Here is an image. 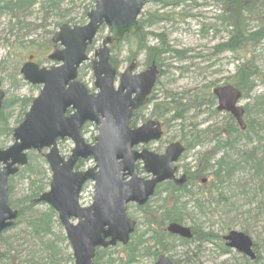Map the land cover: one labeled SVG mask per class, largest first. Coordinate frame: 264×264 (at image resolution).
I'll return each mask as SVG.
<instances>
[{"label":"water","instance_id":"95a60500","mask_svg":"<svg viewBox=\"0 0 264 264\" xmlns=\"http://www.w3.org/2000/svg\"><path fill=\"white\" fill-rule=\"evenodd\" d=\"M147 1L152 0H93L94 7L86 15L85 25H63L52 36L51 42L61 49L48 59L57 66L46 69L27 63L21 67L23 80L41 89L23 121L13 129V144L0 150V234L17 217L7 201L8 179L27 164L29 152L47 150L44 158L51 174L49 190L34 202L49 206L57 214L71 248L73 264H93L97 248L127 245L136 226L126 214L127 205L144 206L157 185L175 178L174 164L184 148L175 142L162 155L145 149L138 153L134 147L159 140L162 132L152 121L134 130L129 128L132 112L144 103L153 88L155 66L152 64L135 75L126 70L115 89L116 73L109 64L108 44L138 31V18ZM101 27L108 29L109 37L94 52L96 60L91 71L97 92L90 94L76 80L77 70L87 61L86 49ZM212 94L216 111L229 114L243 131L244 110L238 105L240 92L226 85L213 89ZM3 98L0 88V110ZM86 124L97 128L92 145L81 136ZM58 140H70L73 144L67 159L59 154ZM87 159L92 160L94 167L75 171L76 163ZM137 162L142 164L148 179L138 176ZM88 181L93 183V199L90 206L83 208L79 195ZM177 182L182 183V179ZM166 231L183 239L191 237L189 229L177 223L168 224ZM223 240L227 248L254 259L252 242L245 234L231 231ZM155 264L173 263L161 254Z\"/></svg>","mask_w":264,"mask_h":264},{"label":"rangeland","instance_id":"374dc122","mask_svg":"<svg viewBox=\"0 0 264 264\" xmlns=\"http://www.w3.org/2000/svg\"><path fill=\"white\" fill-rule=\"evenodd\" d=\"M196 7L190 6L189 8H177L171 12L168 10L160 11L159 4L154 2H148L144 5L139 20H146L148 15H153L157 12L158 15L164 17H173L171 24L166 22L164 24H154L145 29L146 32L164 33L168 46L175 51H187L184 55L186 60L182 62H176L173 55H164L166 60L163 61L161 66L157 68L159 72L157 78V84L153 91V100L147 102L139 112L140 120L136 124H143L149 119L157 121L160 128L164 132L163 138L160 142L149 144L146 148L154 153H163L165 147L172 142H180L184 146L187 142L193 141L195 138L194 131L207 130L206 135L200 136V144L194 146L185 156L183 160L178 163V174H184V171L188 168L193 169L196 166H204L201 161L200 155L208 151H213L216 144L215 132H222L223 127L230 120L225 113H217L216 115H210L212 109L215 110V103L212 106L201 108L203 114H195L193 112L184 115L183 121L169 122L171 114L165 116V120H156L152 116V109L155 103L161 102L163 98L169 93L175 95L187 94L198 95L199 89L209 83H214V87L222 86L225 84V79L231 77L234 74L237 61L235 56L230 52L222 54H216L213 48L226 40L227 32L217 27L218 21L214 18L220 15L222 12H226L227 6L223 1L227 0H195ZM261 0H257L259 2ZM250 1H244L241 4L248 5ZM256 4L253 1L254 6ZM190 5V4H189ZM259 4H256L258 8ZM92 0H78L72 5H61V12L57 15H49L45 19L44 12H41L37 6L27 11V15L22 19L21 25H16L8 15H0V81L2 89L5 93L4 102L11 99H34L37 97L39 87H33L26 84L19 75V69L28 56L40 57L38 60L42 61L44 67L49 68L52 63L46 59L54 47L47 46V41L57 32L61 25L69 26H82L87 23L86 14L93 9ZM230 6V5H229ZM255 7V6H254ZM191 8H194L192 10ZM258 16V15H256ZM252 19V18H251ZM264 22V10L260 14V18L251 21L249 24L254 28L257 23ZM60 24V26H56ZM201 31H206L204 34ZM108 29L102 28L96 35L92 45L88 49V61L82 65L79 71L78 80L84 84L90 91L93 89V77L91 74V65L94 61L93 54L99 49L101 42L108 38ZM110 44V58L115 61V67L118 73H122L128 69L130 62L127 61V44L121 43ZM147 46L156 47V41L151 36L147 37ZM255 56L260 55L256 59V67L259 70V77L255 79V87L250 94V98L247 100L242 99L240 106L243 108L247 105L249 108L248 114H244V121L247 124L253 121L252 126L256 130V124L260 125L258 135L250 136L251 140L246 142L240 140L236 143L235 150L242 152L250 149L255 150V161H261L264 165V114L257 113L256 108L253 107L254 100L257 99L258 103L264 102V42L255 51ZM163 57V56H162ZM45 59L47 61H45ZM152 56L150 54L141 52L137 55L135 65L132 68L133 73H139L145 69L147 62H150ZM182 63V64H181ZM167 65V67H165ZM188 72L180 73L175 70L180 67H188ZM206 67V68H205ZM209 67V68H208ZM213 87V88H214ZM28 108L26 109V111ZM25 111V112H26ZM23 109L19 104L12 105L7 109L5 113L7 115V126L13 130L23 120ZM231 118V117H230ZM232 119V118H231ZM206 120V121H205ZM232 122L235 124L234 119ZM196 124V128H192L190 125ZM223 133V132H222ZM97 135L96 127L92 124L84 126L82 129V136L86 143L92 144L94 138ZM250 135H252L250 133ZM223 142V139H220ZM220 142V143H221ZM12 137L6 136L0 137V149H6L12 145ZM73 145L69 140H63L58 144V150L61 156L67 158L70 155ZM46 150L42 151V155ZM226 153H233V151H226L219 149L214 155L212 161L220 158L221 155ZM35 154V153H30ZM29 155V154H28ZM37 155V154H36ZM35 161V162H34ZM37 173H40L39 180L42 184H46L50 180V172L47 164H43L41 159L32 160ZM84 169L92 167L90 161H84L82 163ZM255 171L245 167L240 169L232 175L227 183H223L220 188L221 191L217 193H211L212 200L210 207L211 213L203 217L198 212H195L192 208V201H188L191 204H187L184 226H200L203 225V231L212 232L217 236H223L228 231H246L251 237L253 243L257 247V253L264 258V195L258 193L256 197H252L257 182L254 178ZM141 177L145 175L140 174ZM203 177V176H202ZM203 179V178H202ZM214 181L211 177L207 178V181L199 187L192 186L189 188L193 193L209 192L212 189ZM10 185V194L8 197V203L13 205L17 201H23L24 196L28 190L27 184L19 177L12 180ZM216 185V182H215ZM49 187H44V192ZM214 189V188H213ZM249 193V194H248ZM220 195H224L229 198L228 202L216 205L215 201ZM206 196H209L208 194ZM93 197L92 183H86L84 185L79 203L82 207H87L91 204ZM165 194L159 193L153 196L148 203L140 208L134 204H130L127 209L128 217L136 222V230L134 236L141 234L147 228L148 216H159L160 209L163 205L162 201ZM203 200V199H202ZM187 201V199H184ZM21 203V202H20ZM218 206V207H217ZM15 207V206H14ZM12 207V208H14ZM42 205H36L32 208V212L43 211ZM231 211V212H229ZM27 218V216H26ZM156 219V218H153ZM54 233L62 234L64 236L63 229L54 225ZM58 236V235H57ZM5 240L0 244V250L11 249L20 258L24 259L29 257L33 253V249L27 242L24 236L18 233L9 232L4 236ZM146 238V236H144ZM67 245L68 242L66 241ZM65 243V244H66ZM65 244H59V248L64 249L66 255L71 256V250L68 247H64ZM151 247V245H149ZM192 253H188L190 261L186 257L181 258V264H231L230 257L226 254V257H219V246L215 244L200 245L196 249L194 245L189 246ZM256 250H254L256 252ZM182 249L176 251V254H167L175 262L180 258V252ZM109 258L115 260L118 256H123L121 246L115 247L111 251ZM231 254L236 252L230 250ZM161 253V252H159ZM158 253V254H159ZM36 254V253H35ZM37 255V254H36ZM108 258H102L100 261L105 262ZM186 259V262L184 260ZM156 260L151 256L148 258H142L135 264H154ZM0 264H7V262H0Z\"/></svg>","mask_w":264,"mask_h":264},{"label":"trees","instance_id":"16d2710c","mask_svg":"<svg viewBox=\"0 0 264 264\" xmlns=\"http://www.w3.org/2000/svg\"><path fill=\"white\" fill-rule=\"evenodd\" d=\"M76 1L78 0H0V15H8L16 25H21L20 21H22L27 15V11L35 6H37L41 12H44L45 19H47L49 15H57L60 13L61 5H72ZM244 1L246 0H230L222 2L228 3V6L230 5L228 13L225 12L217 17V20L220 21L221 26H223L222 30L227 31V37L224 42L217 44L213 50L216 54H222L225 51H229L235 56L237 65L235 66L234 74L225 79V84H230L237 88L241 93V98L247 100L250 98V94L255 87V79L260 75L255 62L260 55L255 56L254 54L256 49L264 42V22L260 24L257 23V26L254 28L249 23L254 19L257 20L260 18V14L264 10V0L259 2H257V0H247L250 1V3H248V5H242L241 2L243 3ZM253 1H255L256 4H259L258 8H256V4L254 5L255 7L252 6ZM155 3L159 4L158 7L160 11L168 10L169 12L180 7L185 9L190 6H197L195 0H157ZM191 9L194 10V8ZM166 22L170 24L174 22L173 17H164L158 15L157 12L153 15H148L146 20L138 21L139 29L134 36L126 35L120 43L115 45L117 46L121 43L127 44L126 51L127 61L130 62L129 68L134 67V60L141 52L146 53L147 56L148 54L152 56L150 62H147V66L154 63L158 68L163 61L166 60L164 55L167 54L173 55L172 58H175V61L179 63L186 60L184 55L187 51L172 50L166 42L164 33L144 31L154 24H164ZM230 25L232 27H230ZM56 26L58 27L60 24H57ZM227 27L230 28L227 29ZM201 32L204 34L206 31ZM149 36L155 39L156 47L147 46V37ZM47 46H52L50 40L47 41ZM110 63L115 67V61L113 58H110ZM165 67H167V65H165ZM188 68H190L189 65L188 67H180L175 70L182 73L188 72ZM214 85V83H209L208 85L201 87L198 91V95H188L189 93L175 95L169 93L161 102L153 105L152 116L158 120H165V116L171 114L170 118L167 120L169 122H175L182 121L184 115L190 112L203 114V112L200 111L201 108L210 106L212 109V106L214 105V98L211 95V89ZM31 101L32 99L14 98L3 103L0 111V137L5 138L12 134V130L7 126V115L5 114L7 109L11 108L12 105L19 104L24 113L29 107ZM253 107L256 108L257 113L264 114V102L258 103L257 99H255ZM251 108L252 107L249 108L246 105L244 107L245 114H248ZM213 114L216 115L214 109H212L209 116H212ZM228 119L230 121L223 127V133L221 131L219 133L215 132L216 144L213 148L214 152L212 153V151H208L200 156L204 166H196L193 169H186L184 174H182L184 176L182 184H178L177 182H166L156 188L154 196L159 193L165 194L160 214L155 217H151V215L148 216V219L146 220L147 228L139 235H132L129 244L122 248L123 256H118L113 260L109 258L112 253L111 249L96 250L94 264H133L137 259L148 258L150 256L155 258L159 252L168 254L170 250L167 242L174 241L175 239L177 241L178 238L168 234L165 231V227L168 223L183 224L185 222V207L184 203L181 202V199L186 196H192L188 191L190 185L198 187L197 183H199V187H202V178L207 179L211 177L214 181L211 191L206 193L199 192V195L202 196L204 201L203 203L207 206H210L214 199L206 201L205 198H211V193L221 191V183L229 182L227 179H230L231 175L238 171L239 165H242L241 169L243 170L245 167H248L255 171L254 178L257 182V186H255L253 193L255 192L256 195L260 192L264 195V165L262 166L261 161H255L254 148L242 152L236 150L238 152L239 161L237 160L238 162L236 161L229 168L221 167L224 164V157L221 155L217 162L216 169L213 171L208 169L207 160L214 157L217 150L222 149L233 151L235 150V145L239 142V139L245 138L247 141H250L248 134L252 133L257 136L259 129H261L260 125L256 124L257 128L255 130L252 126L253 121H250L246 124L245 130L240 131V129L234 125L232 119L230 117H228ZM131 126H133V124H131ZM190 126L195 129L197 125L194 124ZM207 130L194 131L195 138L193 141L187 142L185 145V153L182 156V160L194 146L200 144L199 138L200 136L206 135ZM220 139H223V142H221ZM36 158L41 159L43 164H45L42 154H29L27 166L21 169L9 180V183H11L14 178H21L27 184L28 190L23 201H17L14 205L9 203L10 207L15 206L12 209L17 211V219L9 229L0 235V244H2V241L5 240L4 236L9 234V232H16L19 235L24 236L27 245L29 244L33 249V253L29 257L20 259L10 248L0 250V262L4 261L7 262V264H72L71 256L66 255L64 249L60 250L59 248V244H65L66 239L62 234H57V236L56 233H54V225H56L57 228L60 227V225L53 210L42 205L44 209L43 211L32 212V208L36 206L34 200L44 192V187H48L49 185V182L47 185L41 183L39 180L40 173H37L35 168L31 165V163L34 165L32 160H35ZM82 166V163L78 164L77 169ZM217 181L218 186L215 185V182ZM10 188L11 187L8 184V197L11 190ZM207 194L209 196H206ZM144 236H146V238H144ZM180 241L181 243H184V241ZM149 245H151V247ZM64 247H68L67 243ZM185 257L188 258V255L186 254ZM102 258L108 259L101 263L100 260Z\"/></svg>","mask_w":264,"mask_h":264},{"label":"bare ground","instance_id":"6f19581e","mask_svg":"<svg viewBox=\"0 0 264 264\" xmlns=\"http://www.w3.org/2000/svg\"><path fill=\"white\" fill-rule=\"evenodd\" d=\"M224 31V30H223ZM227 32V31H226ZM244 112H245V110H244ZM184 120V119H183ZM182 120V121H183ZM235 121V120H234ZM227 123H229V122H227ZM249 123V122H248ZM235 124H236V126L240 129V131H242L241 130V128L239 127V125L236 123V121H235ZM243 124H244V126H245V128H246V123H245V121H244V119H243ZM229 126V125H228ZM245 130V129H244ZM243 130V131H244ZM252 134V133H251ZM252 137L253 136V134L252 135H250V133L248 134V137ZM242 140H245L246 142H249V141H247L245 138H241ZM241 139H239V141L241 140ZM250 140H251V138H250ZM196 146H198V145H196ZM206 153V152H205ZM204 153V154H205ZM203 155V154H202ZM202 155H200V156H202ZM223 157H224V159H223V162H224V164L221 166L222 168L223 167H227V168H229L231 165H233L237 160L239 161V158H238V152L236 151V150H233V153H226V154H223ZM213 158L214 157H212L210 160H207V162H208V169L210 170V171H213V170H215L216 169V167H217V162L219 161V159H217V160H215V161H212L213 160ZM237 161V162H238ZM242 168V165L240 166L239 165V169H241ZM238 169V170H239ZM234 174V173H233ZM232 174V175H233ZM232 175H231V177H232ZM230 177V178H231ZM224 182H222L221 184H223ZM216 186H218V181L216 182ZM189 188H192V186L190 185L189 187H188V191L190 192V195H192V196H186L185 198H182L181 199V202L182 203H184V214H185V212H186V207L189 205V204H191V203H189L190 201H192V208H193V210L195 211V212H198L200 215H202L203 217H205V216H207L209 213H211V210L208 208V207H210V206H207V205H205L203 202V200H202V196H200L199 194L200 193H198V195H197V193H193L192 192V190H190ZM155 191H156V189H155ZM260 193V192H259ZM249 194V193H248ZM257 195V194H256ZM256 195H255V192L253 193V197H256ZM184 199H187V201H184ZM208 199H210V198H205V200L206 201H208ZM189 201V202H188ZM229 201V198L228 197H226V196H224V195H220L219 196V198H217L216 199V201H215V203H216V205H219V204H222L223 202H228ZM188 204V205H187ZM218 207V206H217ZM229 212H231V211H229ZM186 221V220H185ZM185 224V222L183 223V225ZM188 229H189V231H190V238L189 239H183V238H178V240L176 241V239L174 240V241H168L167 242V244H169L168 245V247H169V250H170V252L168 253V254H170V253H174V254H176V251L177 250H179V249H182L183 251L182 252H180L179 254V256H180V258H179V260H176L175 262L172 260V258H170L169 256V259L171 260V262H173V263H175V264H181L180 262H181V258H183V257H185V255L187 254L188 255V253H192V251H191V249L189 248V246L191 245V244H193L194 245V248L196 249L197 247H199L200 245H206V244H215V245H217V246H219V252L217 253L218 254V256L219 257H226L225 255L226 254H228V256L230 257V263L231 264H264V258L263 257H261L260 256V254L259 253H257V247H256V245L253 243V241H252V239H251V237L248 235V233L246 232V231H242L241 233H243V234H245L246 236H248L249 238H250V240H251V242H252V245H253V247H252V250H253V254H254V259L253 260H250L249 258H247L246 256H244L243 254H241V253H239V252H237L236 250H233V249H230V250H232V251H234V252H236V254L234 253V254H231L229 251L230 250H228V249H225L224 247H226L225 246V241L223 240V238L224 237H226L227 235H228V233L229 232H231V231H228L227 232V234H225V235H223V236H217L216 234H214V233H212V232H205V231H203L204 229H203V225L202 224H200V226H195V225H191V226H186ZM182 240V241H184V243H181V241L180 240ZM145 245V244H144ZM254 250H256V252L254 251ZM186 259L188 260V261H190V259H189V256H188V258L186 257ZM186 259L184 260V262H186ZM140 260V259H139ZM138 262V259H137V261L135 262V263H137ZM155 262H156V260H155ZM135 263H133V264H135ZM155 264V263H154Z\"/></svg>","mask_w":264,"mask_h":264},{"label":"flooded vegetation","instance_id":"af4514ba","mask_svg":"<svg viewBox=\"0 0 264 264\" xmlns=\"http://www.w3.org/2000/svg\"><path fill=\"white\" fill-rule=\"evenodd\" d=\"M227 1H230V0H227ZM227 1H225V2H227ZM225 4H226V6H227V9L230 10L229 6L227 5L228 3H225ZM228 10H226V13H228ZM223 13H225V12H222L220 15H222ZM220 15H217V16H215L214 18L217 20V17L220 16ZM217 21H218V20H217ZM218 24H219V25H217V27H218L219 29L222 30L223 26H221L220 21H218ZM230 27H232V26L230 25ZM230 27H227V29H229ZM55 49H56V47H55ZM225 52H229V51H225ZM225 52H223V53H225ZM230 53H231V52H230ZM39 58H40V57H34V56L30 55V56H28V58H27V60H26L25 62H29V61H31L32 63L37 64L39 67H43V66H42V65H43L42 61H39V60H38ZM45 61H47V60L45 59ZM156 67H157V66H156ZM157 68H158V67H157ZM158 74H159V72L157 71V74H156V80H155V83H156V84H157V78H158L157 76H158ZM156 84H154V89H155V87H156ZM154 89L151 91V93H150V95L148 96V98H146V101L144 102L143 106H144L145 104H148L147 102L153 100V91H154ZM213 98H214V97H213ZM214 103L216 104V100H215V98H214ZM143 106H141L137 111H135V112L133 113V115H132V119H131V124L136 125V123L138 122V120H140L139 112H140V110L142 109ZM214 108H215V107H214ZM141 124H142V123H141ZM162 133H163V132H162ZM224 248L230 250V249L227 248V247H224Z\"/></svg>","mask_w":264,"mask_h":264}]
</instances>
